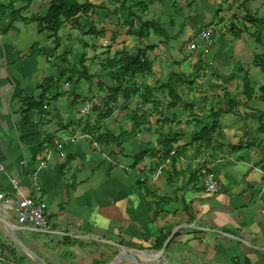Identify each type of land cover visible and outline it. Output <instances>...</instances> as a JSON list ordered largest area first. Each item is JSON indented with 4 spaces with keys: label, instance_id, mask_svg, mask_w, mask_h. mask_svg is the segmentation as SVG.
<instances>
[{
    "label": "crops",
    "instance_id": "0c3cea01",
    "mask_svg": "<svg viewBox=\"0 0 264 264\" xmlns=\"http://www.w3.org/2000/svg\"><path fill=\"white\" fill-rule=\"evenodd\" d=\"M50 1L0 0V157L4 164L0 193L18 199L12 185L13 179L18 180L21 196L46 202L49 223L47 231L37 230L12 209L11 221L22 241L48 264H105L129 249L159 250L170 236L161 263L154 264H264V101L260 97L264 71L253 64L264 51V0L194 3V10L205 7L213 14L211 23L223 31L230 27L234 35L216 38L218 29L204 55L212 69L210 91L221 95L213 110H220L216 125L214 118L190 120L183 103L175 104L160 92L146 105L141 94L125 99L120 93L117 100L122 99L126 109L120 118L115 114L101 118L106 104H100L105 110L95 108L98 120L89 118L92 112L79 113L83 86L75 93L70 77L81 74L69 65L72 46L62 36L64 28L71 32L72 25L65 22L55 36L35 20L48 13ZM14 10L20 11L21 18L12 21ZM104 11L109 10L97 9V14ZM115 13L109 16L120 19ZM239 20L242 24L235 26ZM113 26L108 19L97 25L101 42L85 36L86 66L105 49L114 56L132 48L136 36L121 27L115 29L117 34L104 31ZM236 31H241L239 36ZM205 50L201 40L194 51L187 50L188 56L193 52L191 71L201 65ZM177 57L184 59L181 54ZM157 69L161 70L159 65ZM167 71L162 83L174 81L170 78L174 73L181 75L169 65ZM153 74L156 71L139 75L136 81L156 87L160 80L154 85L148 82ZM105 75L111 86L112 71L106 70ZM246 78L254 90L250 99L244 93ZM41 96L43 109H32L29 122L45 140L43 150L52 152L46 166L38 169L39 154L22 138V116ZM141 107L148 120L136 127V135L106 147L112 158L132 171L111 163L87 140L54 145L88 124L97 125L100 133L110 131L120 137L132 130L129 114ZM195 112L204 115L203 109ZM203 160L223 184L218 194L205 190L200 174ZM0 243L9 250L0 264H38L18 248L1 222ZM119 264L140 262L130 256Z\"/></svg>",
    "mask_w": 264,
    "mask_h": 264
},
{
    "label": "rangeland",
    "instance_id": "374dc122",
    "mask_svg": "<svg viewBox=\"0 0 264 264\" xmlns=\"http://www.w3.org/2000/svg\"><path fill=\"white\" fill-rule=\"evenodd\" d=\"M89 1L94 4L92 13L90 12L89 14L81 15V17H79V20L74 23L67 20L68 23L72 25V28L68 29L71 30V32L69 31L70 33L67 34V29L64 28V34L62 35L64 40L70 41V45L72 46V60L69 65L76 68V71L81 74L80 76L73 75L72 77H70L75 93L78 92L77 90L81 89L79 87L83 86L82 95L80 93L78 95L80 98L83 97L84 99L83 102L79 104V113L80 110L81 113L82 111L84 113L86 103L88 104L87 108H90L92 112L89 116L90 119H96L97 117L98 120L99 118L98 111H96L95 108L98 109L99 107L100 110H105L102 109L100 104H106L107 108H111L112 112L109 115L115 114L118 118H120L121 115H125L126 109L121 106L123 103L122 99L117 100V102L115 103L108 99L109 92L107 88L110 86V80L109 77H106L105 75L107 69L105 64L106 61L113 56V53L110 54L112 51L105 49L101 51L100 54H98V56H101L99 57V59L94 58L92 60V63L89 65L90 67H88L89 72L92 71L91 74L94 78L91 80H85V78H83L81 72L82 67L80 64L81 59L79 58L80 56H82L83 60L86 61L85 54L82 53V51H86V47L83 46L84 44H86L84 41L86 35H88L89 38L94 39L95 42H101L98 37H100L102 31L97 30V25H100L104 21V19H108L112 26L113 24H115V27L113 26V29H104V31H110L114 34H117L115 29L118 27H121V29H123L125 33H129V30H132V27L134 29L137 28V22H139V20L141 19L142 21L148 20V22H150L151 24L148 30V35L146 36V38L141 39H138L136 37V41L132 43V48H130L129 51L134 52V50L139 46H155L153 50H149L148 56L152 60L153 65L156 67V69H154L153 67L151 73H154V71H156V74H153L152 79L148 82L154 85L158 80H160L161 83H157V86L160 84H164L162 82L164 80H167L163 78V76H166L167 78V66L169 65L172 68L174 67V69H179L181 75H175V73H172V75L170 73V75H172L170 78L177 79L178 76L184 75V77H181V81L176 83V89L178 94L183 97L184 100L188 101V104H191L193 106V111L188 109V107L185 108L184 114L186 115V117L192 118L190 120L213 119V110L216 108V104H218L219 101V98L217 97L221 95H218L217 93L213 94V92L210 91V88L212 87L209 84V80L212 78V69H210V65L207 62L208 59L204 55L209 53V47L211 48L212 45L209 44V46L206 47L207 44L205 43L206 50L203 52L200 58L201 65L196 66V68H194V71H191L194 64L191 60H189L190 56L193 55V52H191L192 55H187V50L194 51V49H190L189 47L191 40L198 34V32L204 29L213 20L212 12L208 11L203 6H198L196 10H194L193 6L196 0H144L145 5L141 7H131V3L129 0L126 4H124V7L115 4L114 0ZM105 1L107 2V5H104ZM97 9H108L109 11H104L97 14ZM113 12H116L115 14L120 16V19L115 18V20H113V18L109 16ZM91 18H94V20L92 21ZM93 23H96L97 25H94ZM235 23V26H237V24H242L240 20L238 23L235 21ZM65 27L67 28V26ZM75 29H77L78 31H74ZM93 29L95 31H93ZM191 30H194L195 35H191ZM229 30L230 27L227 31L220 30L216 35V38H223L226 33H229L230 36H234L233 33H231ZM214 40L211 44H214ZM108 44H110L109 40ZM97 46L99 47V45L94 44V47L96 49L98 48ZM108 47L109 46L106 45L104 48ZM96 49L95 51H97ZM66 53L68 54V52ZM180 54L184 55V59H178L177 56ZM183 62L186 63L183 64ZM182 64L187 68L183 69ZM158 65L160 66L161 70L157 69ZM187 69H189L188 73H186ZM76 71H74L75 74ZM143 76H145V74ZM86 81L87 83H85ZM159 92L164 98L168 97V100H170V94L167 89H165L164 91L159 90ZM93 98H95L96 100L93 101ZM115 109L117 110V113ZM201 109L204 110V115H198L195 112L196 110L200 111ZM104 116L106 115L102 114V116L100 117L102 118ZM196 116L198 119L196 118ZM89 118L88 120H90ZM17 246L18 248H21L18 244ZM27 255L29 259H33L31 256H29V254Z\"/></svg>",
    "mask_w": 264,
    "mask_h": 264
},
{
    "label": "trees",
    "instance_id": "16d2710c",
    "mask_svg": "<svg viewBox=\"0 0 264 264\" xmlns=\"http://www.w3.org/2000/svg\"><path fill=\"white\" fill-rule=\"evenodd\" d=\"M128 0H114L115 4L121 5L124 7V4L127 3ZM131 3V7H141L145 5L144 0H129ZM94 4L89 0H51L48 13L44 17H36L39 23H44L46 28L55 36L58 35L59 31L63 27L65 22L72 21V23L77 22L81 15L92 13ZM1 18V17H0ZM21 18L20 11H13L11 13V20L15 21ZM25 20L26 18H22ZM74 19V20H73ZM27 20V19H26ZM68 20V21H67ZM256 21V20H255ZM260 21V20H257ZM74 25V24H73ZM137 28L132 30L131 33L135 35L138 39L146 38L148 35V30L151 26L148 20L142 21L141 19L137 22ZM93 31H95L93 29ZM234 31V30H233ZM241 31H236L235 35L239 36ZM155 48L154 45H148L146 47H137L134 52H131L124 48L120 52L114 54L113 57L109 58L106 61V70L112 71V80L113 83L109 86L108 92L109 97L108 99L113 103L117 102L118 95L120 93L123 94L125 99H129L133 94H141L143 104L146 105L149 103L150 98H154L155 93L159 92V90L167 89L169 91L170 97L172 102L175 104L183 103L185 107H189L191 111H193V106L191 104H187L186 101L178 94L176 89V83L181 81L182 76H178L177 79L171 82H166L164 84H160L156 87L147 86L145 84L141 85L138 84L136 78L139 75L149 74L153 69V62L148 56L149 50H153ZM82 67V75L88 80L93 79V75L90 74L88 66L85 65V60H81L80 62ZM253 64L255 66L260 67L264 71V51L257 54L254 58ZM141 85V86H140ZM244 93L248 99H250L253 94L254 90L250 87L249 80L246 78L244 80ZM160 88V89H159ZM261 95L260 97L264 101V85L260 87ZM43 101L44 96H41L39 101H36L33 106L28 107L23 112L22 116V126H23V135L22 138L25 143L31 145L37 154H40L45 147V140L41 139L40 134H38L37 127L29 122L30 120V111L32 109H43ZM151 102H156L151 101ZM232 106L236 105V102H231ZM157 104V103H156ZM42 111V110H41ZM112 112L111 108H107L105 111V115H108ZM214 124L216 125L218 117L220 115V110L217 112H213ZM130 120L133 122V128L131 131H125L122 133L120 137H115L110 131L106 132H99L98 126H92L90 124L87 125L83 129V131L95 132L98 135L99 141L105 145V147H110V142L123 140L126 141L136 135V127H140L142 123L145 122L147 119V113L144 109L137 108L129 114ZM214 127V126H213ZM52 142V141H51ZM208 143H211L208 140ZM242 144L238 145L237 147H241ZM168 152L170 153L171 150L169 149ZM140 159V158H139Z\"/></svg>",
    "mask_w": 264,
    "mask_h": 264
},
{
    "label": "built area",
    "instance_id": "2783aa9c",
    "mask_svg": "<svg viewBox=\"0 0 264 264\" xmlns=\"http://www.w3.org/2000/svg\"><path fill=\"white\" fill-rule=\"evenodd\" d=\"M218 25L214 22L208 24L204 29H202L198 34L191 40L189 47L190 49H195L199 40L207 44L206 47L211 45L215 38V34L218 30ZM147 76V74H145ZM87 107V106H86ZM86 114L91 112L90 108H85ZM69 140H87L91 143L94 150L102 152L105 158H107L111 163L122 166L125 170L132 171V168L127 165L120 164L117 160L111 157L110 151L99 141L98 135L95 132L81 131L77 133L67 134L61 140L54 143L56 147H63L64 141ZM52 150L45 149L38 156L37 160L39 162L38 169L46 166L50 153ZM205 161H202V167L200 169V174L203 179V185L205 190L211 194H218L223 189V184L218 179L215 171L205 165ZM0 169H4V164L2 158L0 157ZM145 178L141 177L140 180L143 181ZM12 185L15 193L18 195V199H14L12 196H8L7 193H0V211L6 214L10 219L13 217L10 212L12 209L15 210V215L19 219L30 222L37 230L47 231L49 229L48 217H47V204L45 201L41 200L37 196H21L20 184L18 180L13 179ZM14 225H16L14 223ZM9 255V250L7 247L0 243V261L7 260Z\"/></svg>",
    "mask_w": 264,
    "mask_h": 264
},
{
    "label": "water",
    "instance_id": "95a60500",
    "mask_svg": "<svg viewBox=\"0 0 264 264\" xmlns=\"http://www.w3.org/2000/svg\"><path fill=\"white\" fill-rule=\"evenodd\" d=\"M0 222L4 224L10 238L18 244L25 252L29 254L38 264H48L44 259L40 258L36 253L30 250L27 245L22 241L16 232V228L11 219L0 211ZM172 236H170L164 243L163 247L159 250H141V249H129L121 253L116 259L105 264H119L130 256H136L140 264H154L161 263V258L166 250L167 244Z\"/></svg>",
    "mask_w": 264,
    "mask_h": 264
},
{
    "label": "bare ground",
    "instance_id": "6f19581e",
    "mask_svg": "<svg viewBox=\"0 0 264 264\" xmlns=\"http://www.w3.org/2000/svg\"><path fill=\"white\" fill-rule=\"evenodd\" d=\"M2 224V223H1Z\"/></svg>",
    "mask_w": 264,
    "mask_h": 264
}]
</instances>
